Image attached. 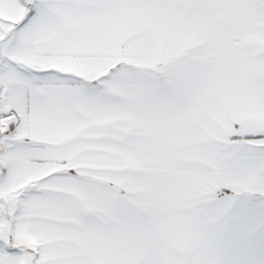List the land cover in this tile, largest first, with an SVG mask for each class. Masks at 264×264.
Wrapping results in <instances>:
<instances>
[{
  "label": "snow or ice",
  "instance_id": "1",
  "mask_svg": "<svg viewBox=\"0 0 264 264\" xmlns=\"http://www.w3.org/2000/svg\"><path fill=\"white\" fill-rule=\"evenodd\" d=\"M0 264H264V0H0Z\"/></svg>",
  "mask_w": 264,
  "mask_h": 264
}]
</instances>
